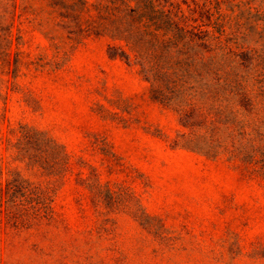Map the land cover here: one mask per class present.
<instances>
[{
  "label": "rangeland",
  "instance_id": "374dc122",
  "mask_svg": "<svg viewBox=\"0 0 264 264\" xmlns=\"http://www.w3.org/2000/svg\"><path fill=\"white\" fill-rule=\"evenodd\" d=\"M46 3L0 0V188L38 184L53 210L0 229V264H264V179L177 145L179 114L110 39H52ZM21 125L65 147L63 174L17 157Z\"/></svg>",
  "mask_w": 264,
  "mask_h": 264
},
{
  "label": "trees",
  "instance_id": "16d2710c",
  "mask_svg": "<svg viewBox=\"0 0 264 264\" xmlns=\"http://www.w3.org/2000/svg\"><path fill=\"white\" fill-rule=\"evenodd\" d=\"M46 1L51 32L62 33L52 39L107 36L110 58L136 68L151 98L179 114L189 132L177 145L212 158L225 154L264 179V0ZM10 145L32 168L67 170L65 147L48 131L21 125ZM25 183L1 185L0 229L52 215L45 190Z\"/></svg>",
  "mask_w": 264,
  "mask_h": 264
}]
</instances>
